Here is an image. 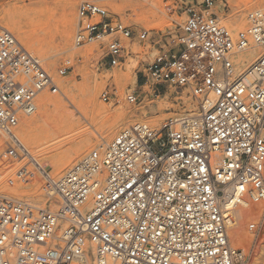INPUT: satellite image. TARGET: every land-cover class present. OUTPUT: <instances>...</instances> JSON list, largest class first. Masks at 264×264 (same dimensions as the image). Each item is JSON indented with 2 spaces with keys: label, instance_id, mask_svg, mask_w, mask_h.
Masks as SVG:
<instances>
[{
  "label": "built area",
  "instance_id": "1",
  "mask_svg": "<svg viewBox=\"0 0 264 264\" xmlns=\"http://www.w3.org/2000/svg\"><path fill=\"white\" fill-rule=\"evenodd\" d=\"M187 1L201 11L187 10L180 49L147 64L140 88L150 83L154 98L186 92L196 110L156 128L130 125L57 179L41 169L55 212L0 197V264H247L264 219V12L247 13L246 28L233 34L212 12L217 0ZM76 18L73 47L97 44L103 68L125 61L124 40L148 39L95 2H79ZM254 48L257 57L237 72L233 57ZM69 69L66 61L58 75ZM44 91L59 88L0 27V133L17 178H32L36 167L14 131ZM115 94L112 85L100 97L110 102ZM225 203L230 210L262 205V216L247 225L249 256L229 244Z\"/></svg>",
  "mask_w": 264,
  "mask_h": 264
},
{
  "label": "rangeland",
  "instance_id": "2",
  "mask_svg": "<svg viewBox=\"0 0 264 264\" xmlns=\"http://www.w3.org/2000/svg\"><path fill=\"white\" fill-rule=\"evenodd\" d=\"M81 1L99 4L108 11L111 20L120 22L136 33L147 31V41L124 40L125 61L112 69L98 66L96 62L103 52L97 44L73 47L76 12ZM150 2L143 4L137 0H0V27L10 31L27 51L41 60L44 69L59 88L58 93L48 91L42 93L52 99H58L62 97V92L69 88L74 100L82 107L81 111V107L78 110L65 102V109L61 110L63 112L52 107L48 117L35 124L33 139L36 143L42 144L45 151L41 158L45 161L48 158L55 160L61 158L60 160L66 161L64 164L62 161L57 169L49 161L46 162V171L53 179L63 175L88 152L109 143L118 132L130 125L145 123L156 128L164 120L196 110L195 100L186 92L181 96L175 94L173 89H169L165 95L160 94L159 98H154L149 88L151 84L140 88L137 77L140 78L139 72H145L147 64H151L155 58L164 53L170 57L178 52L180 49L178 38L187 17V10L191 8L199 12L202 8L195 1L187 0ZM152 3H156L157 9L148 17L140 16L132 10L133 6L152 9ZM258 9L264 11V0H217L212 12L217 15L223 26L235 34L246 28L247 13ZM38 46L40 49H37ZM66 61H69L70 69L65 75L59 76L58 70ZM91 84L95 89L92 96L88 97L85 90ZM112 85L116 91V99L110 102L103 101L100 94L107 86ZM42 93L36 99L35 113L23 119L32 118V122L38 119V100ZM131 93L140 94L142 100L137 104H129L126 95ZM94 107L100 108L104 113L99 115L93 111ZM122 113L127 115L122 116ZM22 128V122H19L14 133L22 131ZM19 140L28 149L21 137ZM62 140L66 143L61 144ZM7 141L6 137L2 138L0 197L24 202L35 208L55 210L57 204L54 202V206L51 207L50 198L43 192L45 182L40 175L36 189L19 194L5 189L8 184L27 183L32 180L29 177L24 179L15 177L14 173L19 165L3 155ZM80 141L88 143L86 148L78 156H68L71 148ZM34 172L36 173V170ZM54 198L51 200L55 201ZM247 224L244 231L251 237L247 232ZM251 241L252 237L246 245L235 244L232 240L230 244L234 249L246 253L251 250L249 247Z\"/></svg>",
  "mask_w": 264,
  "mask_h": 264
},
{
  "label": "bare ground",
  "instance_id": "3",
  "mask_svg": "<svg viewBox=\"0 0 264 264\" xmlns=\"http://www.w3.org/2000/svg\"><path fill=\"white\" fill-rule=\"evenodd\" d=\"M151 6H152V9H143V8L138 7V6H133L132 10L134 11V13H136L140 16L148 17L150 14L154 13V11L157 9L156 3H152ZM258 10H260V9H258ZM260 11H262V10H260ZM234 24H235V22H234ZM239 28H240V26H239ZM37 49H40L39 46ZM258 52H259V50L254 48V49H249V50H246L244 52L236 54L232 59L234 65L237 67L236 71L240 72L244 67L249 65L257 57ZM94 89L95 88L93 87L92 84L86 88L85 93L88 95V97L92 96ZM184 94H185V92H182V93H179L178 95L182 96ZM36 99H35V107L37 109V105H36L37 100ZM65 102L71 104V106H73L75 109L80 110L81 106H79L78 103L74 100V97L72 96V94L68 88V90L66 89L62 92V97L58 98V99H52L49 96H47V94H45V93H42L39 96V100H38L39 115H38V119L36 121L32 122L31 121L32 118H31V120L29 118L28 119L22 118L23 120L20 121V122H22V126H23L22 131H18V133L17 134L15 133V135L17 136L18 139H19V137H21L25 141V143L27 144L28 149L31 152L30 154H32L31 156H32L33 160L35 161L34 165L36 167V173L34 172V175H33L32 180L30 182L19 183V184L11 183V184H8L5 186L6 190H9L13 193L19 194L20 192L36 189V188H38V184L40 182L38 175H40V177L43 176L42 173H43V171H46V168H45L46 165L45 164L47 161H49L50 164L55 169H57V168H59V166H61L62 161H63V160H60L61 158H59V160L58 159L55 160V159H51V158L47 157L48 159L46 161L41 158V155L45 154L44 147L42 144H38L34 141L33 131H34V129H36L35 124L41 123L42 121H44V118L48 117L50 109L52 107L56 108L60 111L65 109ZM81 111H82V107H81ZM93 111L98 112L99 115L104 113L103 111L100 110V108H97V107H94ZM61 112H63V111H61ZM66 113H68V112H66ZM124 115H127V113H125V114L122 113V116H124ZM104 118L106 119V117H104ZM0 136H1V139H0V150H1V148L3 147L2 146L3 145L2 138H5L6 136L3 133H0ZM67 140H69V139L67 138ZM60 143L64 144V143H66V141H63ZM61 144H59V145H61ZM87 144L88 143L85 141L78 142L76 145H74L71 148V150L68 153V156L80 155V153L86 148ZM71 146H72V144H71ZM67 159H68V157H67ZM68 161L69 160H67V162ZM64 163H66V161L65 162L63 161V164ZM41 169L43 171H41ZM51 198L49 199V201H50V204L52 207V206H54L55 201H52ZM55 204H56V202H55ZM256 207H258V209H256ZM223 208L225 210V225H226V229H227L229 244H230V240H232L235 244H238V245L248 244L250 242V238L252 236L248 237V235H246V233L244 231V227H245L246 223L249 224V222L256 221L258 218H260L262 216V214H263L262 213V205L249 204V205L243 206V207H235V208L230 210V206L225 203L223 205ZM37 209H40V208H37ZM41 209H44V208L41 207ZM50 211L55 212L56 209L50 210ZM229 231H230V236H229ZM247 232H248V230H247ZM251 243H252V241H251ZM230 246H231V244H230ZM231 248L234 249L232 246H231ZM235 250H239V249H235ZM246 253H248V252H246ZM249 254H250V252L248 253V256H249ZM247 264H264V219H263V226H262L260 239L258 240L257 246L252 250Z\"/></svg>",
  "mask_w": 264,
  "mask_h": 264
},
{
  "label": "crops",
  "instance_id": "4",
  "mask_svg": "<svg viewBox=\"0 0 264 264\" xmlns=\"http://www.w3.org/2000/svg\"><path fill=\"white\" fill-rule=\"evenodd\" d=\"M137 82L141 86V84L143 83V78L141 76H140V78L137 77Z\"/></svg>",
  "mask_w": 264,
  "mask_h": 264
}]
</instances>
